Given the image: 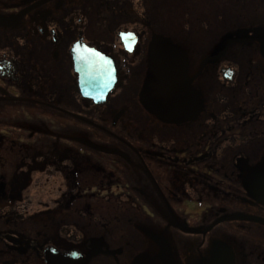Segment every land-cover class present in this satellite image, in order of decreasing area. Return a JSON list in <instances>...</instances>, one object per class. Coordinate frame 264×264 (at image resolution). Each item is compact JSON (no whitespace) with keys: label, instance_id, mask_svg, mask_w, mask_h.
Here are the masks:
<instances>
[{"label":"flooded vegetation","instance_id":"flooded-vegetation-1","mask_svg":"<svg viewBox=\"0 0 264 264\" xmlns=\"http://www.w3.org/2000/svg\"><path fill=\"white\" fill-rule=\"evenodd\" d=\"M0 264H264V0H0Z\"/></svg>","mask_w":264,"mask_h":264},{"label":"water","instance_id":"water-1","mask_svg":"<svg viewBox=\"0 0 264 264\" xmlns=\"http://www.w3.org/2000/svg\"><path fill=\"white\" fill-rule=\"evenodd\" d=\"M156 48V47H154ZM156 50H154L152 52V59H151V68L148 72L147 78L145 80V84L142 90L141 95H143V97L146 96V103L147 105H152V104H167L169 105L170 110L168 112L161 110L159 108L157 109H148L149 112H151L152 114H154L156 117H158V119H160L161 121L164 122H175L177 120H183V119H187L189 116V112H185L184 110L180 109V108H176L173 104H176L177 101H175L174 99V95L172 96L170 94L171 90L173 88H178L180 89L182 87L181 84V80H179V82H177V86H172V84L170 82H166V83H162L161 80H158L154 74L153 71V67L156 65V60H154V56H156ZM153 89H157L158 94H155V100L154 98L152 99L151 95H153L151 93V91H153ZM167 90V91H166ZM154 96V95H153ZM148 97L150 99L151 102H148Z\"/></svg>","mask_w":264,"mask_h":264}]
</instances>
